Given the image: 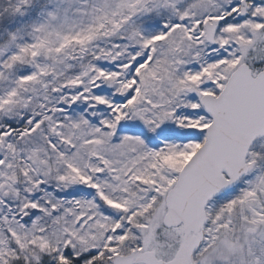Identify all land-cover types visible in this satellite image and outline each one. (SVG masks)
Masks as SVG:
<instances>
[{
    "label": "snow or ice",
    "instance_id": "1",
    "mask_svg": "<svg viewBox=\"0 0 264 264\" xmlns=\"http://www.w3.org/2000/svg\"><path fill=\"white\" fill-rule=\"evenodd\" d=\"M0 264H264V0H0Z\"/></svg>",
    "mask_w": 264,
    "mask_h": 264
}]
</instances>
